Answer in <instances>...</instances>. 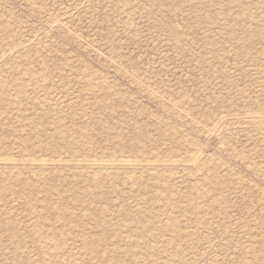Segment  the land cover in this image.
<instances>
[{
  "label": "rangeland",
  "instance_id": "rangeland-1",
  "mask_svg": "<svg viewBox=\"0 0 264 264\" xmlns=\"http://www.w3.org/2000/svg\"><path fill=\"white\" fill-rule=\"evenodd\" d=\"M154 1L135 0L133 5H129L117 0H0V16L11 22L10 28L3 29L6 34L0 28V55L2 49L9 48L8 40L25 41L14 46L10 58L7 55L0 60V78L13 81L22 77L20 79L28 93L19 98L12 87L0 88L3 97L0 156L9 154L17 159L56 157L69 159V162L84 156L135 158L134 153L169 157L174 154L182 156L183 150L195 144L208 158L209 164L202 169L198 179L188 178L186 170L173 172L170 183L177 201L183 202L180 195L184 194L187 185L201 182L203 174L217 173L225 182L220 185L222 200L217 198L218 192L212 186L203 188L205 197L201 202H206L203 208L207 214H202L204 220L199 225V232L194 233V227L188 223H180L181 231L189 235L185 242L190 246V254L186 255L188 261L192 263L195 260L196 264H239L240 257H245L247 264H263L253 259L252 252L256 249L264 256V128L259 130L253 125L231 122L220 137L208 131L204 121L210 115L240 116L239 112L255 106L254 101L264 104V46L252 43L244 50L224 28L235 26V17L244 25L248 21L247 26L262 24L264 0H238L229 9L226 2L230 0H176V9L169 6L168 0ZM148 6L154 8V15L153 12L152 15L146 13L144 7ZM239 8L245 11V16L236 14ZM250 10L251 14L256 13L250 14L252 19L249 21L247 13ZM47 12L56 17L69 13V17L63 24L49 22ZM158 18H169L176 24L183 35L182 44L172 42L170 26L164 27ZM22 55L28 56L35 74L26 75L16 68L18 60L23 59ZM8 65L15 69L13 73L6 70ZM38 84L39 88H33ZM105 91L107 96L103 95ZM177 100L185 103L174 105ZM44 112L48 118L40 121V114ZM58 121L73 130L75 138L49 139L57 148L59 146V151L48 149L49 146L45 145L48 141H42L39 136L29 138L27 147L22 146L28 128L47 127L45 130L51 131ZM160 127L169 133H162L158 130ZM138 132L144 134L142 144L132 140ZM112 136L116 137L112 139ZM69 145L73 146L74 152H70ZM170 152L172 154L168 155ZM15 169L30 188H39L37 194L48 198L47 202H53L57 195L63 194L66 203L78 210L82 230L87 234H80L81 229L74 226V219H71L74 216L67 215L66 227L72 224L69 229L62 227L65 236H57L56 231V238L53 237L55 241L60 238L63 249L72 253L63 251L66 259L63 257L60 264L96 263L81 246L83 237L101 230L94 223L92 226L93 220L88 214L92 207L99 212L107 207L104 209L108 216L105 219L110 222L119 217L120 205L135 210L138 203L144 209L151 207L157 211V218L152 217L154 225L155 222L159 224V216L163 219L167 213L179 220L183 218L179 208L163 213L159 209L160 202L139 200L143 194L137 191L139 181L135 185L106 178L104 185L97 190L88 182L89 177L81 175L84 172L73 165L62 171L46 172L45 177L55 188L54 195L48 197L44 192L46 188L42 186L44 182H37L26 166L19 163ZM162 174L168 175L164 170ZM141 178L146 179L147 176ZM65 183L68 190L62 188ZM96 190L106 194L107 204L102 201L98 204L95 203L98 200L91 199L90 194ZM19 199L21 201L12 198L0 200V206L10 211L8 224L13 222L16 228L0 233V264H42L38 259L42 247L33 238V215L37 211L47 212L40 207L34 210L25 198ZM213 206L222 209L216 216L211 213ZM45 222H41L39 232L44 234L47 229L52 232ZM131 227L129 225L130 230L126 228L120 233L123 236H120L119 243L123 247L127 244L122 239L126 232L132 231ZM19 233L25 236L19 238ZM162 234L156 249L163 247V250L167 247L165 239L170 240V232H165L164 237ZM15 241L17 247H14ZM140 244L135 248L136 256H133L139 263L143 260L140 251L145 248L142 242ZM84 252L87 260H84ZM161 254L164 255L161 252L158 256Z\"/></svg>",
  "mask_w": 264,
  "mask_h": 264
},
{
  "label": "bare ground",
  "instance_id": "bare-ground-1",
  "mask_svg": "<svg viewBox=\"0 0 264 264\" xmlns=\"http://www.w3.org/2000/svg\"><path fill=\"white\" fill-rule=\"evenodd\" d=\"M133 1H135V0H117L118 3H125V4H129V5H133ZM137 1H139V0H137ZM156 1L157 0H155L154 3ZM237 1L238 0L227 1L226 5L228 6V9L232 4H235ZM140 3H141V1H140ZM140 3L138 5H140ZM168 3H169V6L171 5L173 7H175V6L177 7L176 0H168ZM145 4H146V2H145ZM145 4H143V5H145ZM120 5H122V4H120ZM227 6H226V8H227ZM114 7H116V6H114ZM176 7L174 9H176ZM128 8H130V7H128ZM241 8L238 9V12L236 13L237 15H241V14L245 13V11L242 10ZM144 9H146V13L148 12L149 14H151L154 10V8L151 9L149 6H148V8L144 7ZM245 10H247V9H245ZM248 11H246V12H248ZM251 12L252 11L250 10V13H247L248 17L251 14ZM155 13L156 12H153V15ZM255 13L256 12L252 13L251 15H253ZM47 15L49 17L48 18L49 22H51V21L56 22L57 21L60 24H63L64 21L66 20V18L69 17V13L60 14L56 17L51 12H47ZM251 15H250L249 21L252 19ZM199 16L202 17L201 15H199ZM205 17H207V16H205ZM241 17H242V15H241ZM204 19H207V18H204ZM204 19H203V21H206ZM158 20H159L160 24L163 23L165 25L164 27H166V25L170 26V28H168L170 32L169 31L168 32L170 33V35L173 39L172 42H174L175 44L177 43V45L182 42L183 35H181L180 31L175 26L176 24L174 25L173 21L171 19L167 18V19L162 20V18H158ZM195 20L199 21L197 18H195ZM235 20L237 21V24L235 26H233V27L229 26L228 28L225 26L224 28L228 29L229 34H231V36H232L231 39H235L237 43L239 42V46L242 49L247 50L248 46L253 45L252 43H261L262 46H264V19H261L262 24H258V25L257 24H255V25L249 24V26H247L248 21L244 25L239 19H237V17H235ZM200 22H202V21H200ZM239 22H241V23L239 24ZM10 27H11V22L8 19L0 16V28L3 30V29H8ZM3 32H4V30H3ZM247 35H250V38L246 39ZM181 36H182V38H181ZM241 37H245V38H241ZM251 37H254L253 39H255V40H252ZM172 39H170V40H172ZM19 42L21 45L25 43L24 40H17L14 38H12L11 40H8L7 45L9 46V48H7L5 50L2 49L3 53H2V55H0L1 56L0 60L3 58V56L6 57L7 55H9L8 58H10L11 53H13L12 49ZM192 52H193V50H192ZM19 56H20V54H19ZM263 57H264V54H263ZM21 58H23L24 60L23 59L18 60L19 66L16 65V68L18 70H20V73L30 75V76L35 74L36 70L28 62V60H27L28 56L22 55ZM4 59H6V58H4ZM8 64L12 65L10 63H8ZM9 65H8V68L6 70L8 71V73H9V71L13 73L14 72L13 70H15V69L9 68ZM263 70H264V68H263ZM41 76L44 77L43 74H41ZM20 78H22V77H20ZM20 78L19 79L15 78L16 80H13V81L12 80L7 81L3 78H0V88H5L7 86L12 87L14 89V92L19 96V98L24 97V96L28 95V93H27V89H26V85L24 84V81L21 80ZM25 83H26V81H25ZM88 83H89V81H88ZM38 86H39V84L37 86L34 85L33 88L36 87V89H37ZM41 86H42V84H41ZM92 86H94V85H92ZM98 89H101V87ZM239 90L241 91V89H239ZM238 93H239V91H238ZM46 95L47 94H44L43 96H46ZM103 95L107 96L108 94L106 92V94H103ZM2 100H3V97L0 95V109H2V103H3ZM183 103H185V102H182L180 100L173 102L174 105H182ZM254 104H255V106L252 107L251 109L239 112L240 116L229 117L228 114H220V115H217L215 117H211L212 115H210L207 117V119H206L207 121H204V126L207 128L208 131L213 132V133H217V135L220 137L222 136L223 131L228 128V125L231 122L233 124L238 123V124L250 125V126L253 125V126H256L259 130L263 129L264 128V104L259 102V101H254ZM174 105H173V107H174ZM175 108H176V106H175ZM235 115H238V114H235ZM40 117H41L40 121L46 120L48 118V114L46 112L41 113ZM157 121L161 122L159 119ZM54 126L55 127L51 131L45 130L47 127L46 128L44 127L45 129H43V127H41L42 129L38 128L39 126L28 128L27 133H26V137H24V139H22V140H24L21 142L22 146L23 145L26 146L27 140L31 137L33 139L35 136H39V138H41V140L44 142L48 141L49 139H52V138L54 139L55 137L62 138V139L63 138L64 139L65 138L75 139L74 135H73L74 131L64 127L63 125H61L59 121L57 124L55 123ZM104 127H106V126H104ZM158 130L161 131L162 133H165V134L169 133V131H167V129H165L164 127H160V128H158ZM108 136L109 135L107 134L106 139L108 138ZM115 137L116 136H112L111 138L113 139ZM143 138H144L143 132H138V133H136V135L134 137H132V140L135 143H141L142 144ZM44 142H42V143H44ZM117 143H120V142L117 141ZM45 145L49 146L48 149H51L53 152L59 151V146L57 148V145H53L49 141L46 142ZM47 146H45V147H47ZM69 149H70V152H74V148L72 145H69ZM131 150H132V148H131ZM142 153L144 154V152H142ZM170 154H172V152L168 153V155H170ZM182 154H183L182 156H177L174 154V155H171L169 157H160L161 155L154 154L150 157H147L144 155L139 156V154L134 153L133 156L135 158H127V157H119V158L113 157L112 158L111 157L108 159L92 158L91 156H84V157L79 158V159H73L72 162H69V159L56 158V157H51V158H20V159H17L15 157H13V155H9V154L6 156H0V200H3V199L7 200V199H11V198L20 200L19 198H25L24 200L27 202V204L32 209L35 210V209L40 207L47 212V214H46L43 211L45 213L44 214V213H41L40 211H37V212H34L35 214L33 215L34 219H35L34 226H33V231H34L35 235H33L34 236L33 238L35 239V241H38V243L42 247L40 255L38 256V259H39V261L42 262V264H60V261L62 260V258L63 257L65 258V254L63 253V251L67 252V253H71V251L63 249L64 244L60 238L55 241L54 238H56V235L54 237V233L57 231V233H56V234H58L57 236H60V237L65 236V233L63 232L62 227L63 226L66 227L65 224H67L68 218L66 220L67 222L65 221V219H66L67 215H73L74 216V218L72 217L71 219H74L73 222L75 225L74 224L73 225L78 227L79 230L81 229L79 231V233L83 232V233L87 234V232L86 231L84 232L83 231L84 229L81 227V223L79 220L80 218H78V210H76L77 211L76 212L73 209L74 206L71 207L72 204L70 206L68 203H66V200H65L66 198H65V195H63V194L57 195L58 197L56 196L57 198L53 202H47L48 198L47 199L45 197L41 198V196L37 194L38 193L37 191H39V188H30V186L27 185V182H25L24 178H20V174L17 173V171H15L16 165L19 163H20V165L23 164L24 166H26V169L28 170V172L31 173L35 177V179H37L36 180L37 182H44V183H42V186H44L46 188V190L44 189L45 190L44 192H45V195H47L48 197L54 195L53 190H55V188L52 185V183L49 180H47V178L45 177L46 172H48L49 170L62 171L64 169L71 168L73 165H74V167L79 168V170L84 172L81 175L85 176L86 178L89 177L88 182L93 186V188H95L97 190L100 189V187H102L104 185V183L106 182V178H111V179L115 178V179L121 180L124 184L125 183H127V184H135L136 183L137 184L139 181V183L137 185L135 184L136 187L138 188L137 191L143 193V194H141V197L139 200L142 199L141 201L144 200V202H147L149 200L160 202L159 203L160 204L159 209L162 212L165 210H168V209L170 211V209L175 210L173 208H179L178 211H179V213L181 212V214H182L181 216H183L182 220L177 219L174 215L172 216V214L170 215L169 213H167L165 211L168 215L165 214L166 216L163 219H162V217L159 216V218H160L159 224L156 225V222H155V225H154V221L152 222V219H153L152 217H156L157 211L154 212L153 208H151L150 206H149L150 207L149 209L148 208L144 209L145 207L143 205L142 206L144 208L142 206H138V204H139L138 203L135 207V210L133 208H132L133 210H131L130 207L127 208L124 205H120V208L118 210L119 217L117 218V220L115 219V221L110 222V221H106V219H105V217H108L106 214L107 213L106 210H104V209H107V207L103 208L101 212L98 211L99 209L95 210L92 207V210L90 209L89 213L87 212L88 214L91 215L90 218L92 217V220H93V221L91 220L92 226L94 223V225L101 228V230L99 233L95 232L96 233L95 234L94 232H91L93 234H91V235L88 234L85 237H83V241H81L82 242L81 246H83L82 248H84L86 250V254L90 255V257H93L95 259V262H96L95 264H132V262H134L136 264H196L197 262H195L194 259H193L194 261L191 260L192 261V263H191L190 261H188L189 260L188 257H186L187 253H189V251H190L189 250L190 246L185 243L186 239L189 235L187 233H185V232L183 233V231H181L180 223L184 222V223H188V225L190 224V227L193 226L194 227L193 228L194 233L196 231H198L199 225L204 220L202 217V214L207 212V210H205L203 208V205L206 204V202H201V199L202 198L204 199V197H205V191L203 188L207 185L212 186L218 192L217 198H219V200H222L223 195L220 191V185L225 181H223L222 178L217 175V173H207L205 175L202 173L203 175L201 174L202 175L201 179L199 178L201 182H195L194 181V182L190 183V185H187V187L184 191V194L180 195V197H182V199H183V202L180 203L179 201H177L178 197L176 198V195H175V193L172 189L171 183H170V181L172 180L171 177L173 175V172L177 169L186 170L188 178L196 179L197 176H199L202 169L205 168V166H207V164H209L208 158H206V156L204 155L202 150L195 144H191L190 147H187L185 150H183ZM2 155H4V154H2ZM52 156H55V155H52ZM162 170H164V172H167L168 175H163ZM142 171H145L146 173L141 174ZM204 173H206V172H204ZM145 175L147 176L146 179L141 178V176H145ZM47 177H49V176H47ZM85 177H84V179H85ZM16 182H18L19 184L16 185L15 184ZM67 183H68V181H67ZM70 183H68V184H70ZM66 185L67 184L65 183V187L64 186L62 187V185H61V187L66 188ZM68 187H69V185H68ZM57 188H58V186H57ZM66 189L68 190V188H66ZM9 191L12 193H10ZM63 191H64V189H63ZM96 191L94 193H92L90 191L92 193V194H90L91 199L98 200V201H95V203L102 201L103 203L107 204L108 200H107L106 194L99 192L100 190L97 192ZM73 194H75V193H73ZM75 195L77 196L78 193ZM73 197H75V196H73ZM203 199H202V201H204ZM86 202H87V200H86ZM90 203L93 204V202H90ZM147 205H148V203H147ZM212 208L213 209H211L212 210L211 213H212V215H215V216H216V213L218 211L222 210L220 206L216 207V208H215V206H213ZM8 212H10V211H8V209L0 206V233L7 231V230L16 229L15 224H13V222L11 223L9 221L10 225L8 224V220H9L8 219L9 217L7 216ZM29 216H31V215H29ZM33 216H31V217H33ZM43 221H46L44 224H46L47 227L49 228V230H51L52 232H49L48 229H47L48 232L45 230L46 232L44 234L39 232V229H41L40 228L41 222H43ZM69 224L71 225L72 223H69ZM70 225H68V227ZM129 225L132 226L131 227L132 231L126 232L124 239H122V240H125L126 242L125 241L124 242L127 244V245H125V247H123L119 243L120 236H121L120 233L122 230H124V229L126 230V228L130 230V228H128ZM52 227L56 230L53 231L54 229L52 230L51 229ZM68 227H66V228H68ZM44 228H46V226ZM78 228H76L77 231H78ZM94 228H95L94 230H96V227H94ZM73 230L74 229H72L71 231H73ZM201 230H203V229H201ZM92 231H93V227H92ZM206 231H208V230H206ZM206 231H204V232H206ZM165 232H170V235H169L170 240H168V238L165 239V241L167 242V243H165V245L167 247H165L163 250H161L163 247L161 249L159 247H157V249H156L155 246L158 244V241L161 237V234L162 233L164 234ZM71 233H73V232H71ZM71 233L69 232V234H71ZM79 233H77V234H79ZM201 234H202V232H201ZM24 236H25L24 233L23 234L19 233V238H23ZM167 236H168V233H167ZM67 237H68V235H67ZM163 237H164V235H163ZM52 239L54 241H52ZM69 239H71V238H69ZM19 242H20V240H19ZM141 242L143 245H145V248L140 251L141 257H143V260L141 261V263H139L137 261V258H133V256L137 252V251L135 252V248L136 247L138 248L141 245L140 244ZM14 247H17L16 241H15ZM207 249H208V247H207ZM140 252H139V254H140ZM161 252H163L164 255L161 254L162 256L161 255L158 256V254H160ZM260 253H262V252H260ZM260 253H259V250L257 251L255 249L252 252V254L254 255L253 259L258 263L264 264V256L260 255ZM87 255L85 256V252H84L83 256L86 257V259H84V260H87ZM139 257H140V255H139ZM158 258L161 259V261H158ZM240 258H241V260H239V264H247V260L245 257H240ZM90 260H92V259L90 258ZM90 264H91V262H90Z\"/></svg>",
  "mask_w": 264,
  "mask_h": 264
}]
</instances>
